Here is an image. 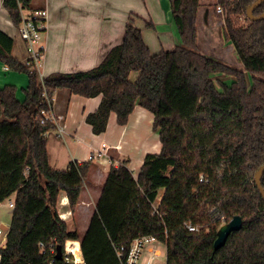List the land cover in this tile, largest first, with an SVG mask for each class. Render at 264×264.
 <instances>
[{"label": "trees", "instance_id": "1", "mask_svg": "<svg viewBox=\"0 0 264 264\" xmlns=\"http://www.w3.org/2000/svg\"><path fill=\"white\" fill-rule=\"evenodd\" d=\"M254 1L213 5L215 12L221 8V33L241 69L198 50L200 0H169L179 36L170 49L153 52L140 27L155 30L153 22L131 12L120 42L97 65L41 79L13 57L14 40L0 30V60L28 77L21 101L15 86L0 87V204L13 202L0 264H48L53 255L40 253L38 242L48 250L66 240L79 241L85 264H120L116 248L146 235L165 245L166 264H264V200L253 181L264 164V18H247L246 7ZM31 2L1 0L14 25L18 4ZM263 11L264 0L253 15ZM131 72L138 74L134 82ZM217 73L233 77L229 85L221 83L223 90L213 80ZM57 89L101 96L85 119L94 134L105 131L111 113L123 126L140 106L153 114L161 143L159 153L144 156L136 176L126 162L108 169L82 236L59 218L56 204L64 192L74 209L91 162L71 161L65 170L49 164L46 137L56 125L48 116ZM236 215L242 227L215 250L219 227ZM186 223L199 230L188 231Z\"/></svg>", "mask_w": 264, "mask_h": 264}, {"label": "crops", "instance_id": "2", "mask_svg": "<svg viewBox=\"0 0 264 264\" xmlns=\"http://www.w3.org/2000/svg\"><path fill=\"white\" fill-rule=\"evenodd\" d=\"M98 1L102 0H32L29 6L44 7L48 12L46 30L40 42L43 47V58L39 67L40 77L52 72L90 69L104 58L113 45L120 42L123 29L116 31L110 23V18L108 16L105 18V13L92 18L88 11L89 8L97 6ZM118 1L122 3V10L127 15L131 12L138 14L134 12L136 10L141 11L136 7L134 0ZM146 1L149 12H141L142 17L147 21H152L155 30L146 28L142 30L145 43L153 52L174 47L179 43V36L172 29L174 24L169 0ZM207 5L208 3L200 0L197 22L198 18H202L209 26L212 24V18ZM218 22L222 27V20ZM159 23L165 26L160 32L157 31ZM0 30L13 38L12 55L19 62L24 63L26 61L24 45L19 41L17 46L19 51L17 50L15 54V38L17 37L1 0ZM2 68L7 70L5 65H2ZM137 75L131 72L129 80L134 82ZM8 76L14 81L12 86L16 88V98L21 101L23 94L20 89L23 90L28 83L26 75L10 73ZM170 86L169 81L166 88L170 90ZM100 100L101 96L86 98L71 95L67 89L55 90L51 115L55 119L56 127L50 130L46 137L48 161L52 168L65 170L71 161L91 162L80 191L79 201L74 209L70 208L64 192L59 194L56 204L57 213H60L63 218L61 220H64L70 227L76 224L77 228H74L80 236L84 234L93 214L94 205L100 196L108 169L112 165L117 166L126 162L128 168L136 176L144 156L147 153H159L161 150L159 134L153 129V114L138 105L134 107L127 124L118 125L116 115L111 113L105 131L94 134L91 125L85 119L89 113L96 110ZM60 129L62 132L59 133ZM144 255L148 256V252L146 251Z\"/></svg>", "mask_w": 264, "mask_h": 264}, {"label": "rangeland", "instance_id": "3", "mask_svg": "<svg viewBox=\"0 0 264 264\" xmlns=\"http://www.w3.org/2000/svg\"><path fill=\"white\" fill-rule=\"evenodd\" d=\"M136 7L140 8V12L139 11H134L136 13H138L139 15L142 16L141 12L146 13L149 12V6L147 4V1H139V0H134ZM203 3H208V8H209V14L210 17L212 18L211 23L209 24V26H207V24H205V22L203 21V19L198 18V22H197V47L198 50L205 54V55H209V56H213L217 59H221L223 61H225L227 64L236 66L237 68H242L241 64L237 61L235 54L233 52L232 46L231 44H227L226 41L224 40L222 33H220L221 31V26L220 23L218 22V20H222V17H219L217 12L213 11V5H214V0H202ZM67 4V3H66ZM146 9V10H145ZM88 11L90 12V14L92 15V18H96V16L100 15L101 13H105V18L106 16H108L110 18V23H112V25L114 26L113 28L117 31V30H124V25L126 22V18H127V14L123 12L122 10V3H120V1L118 0H102V1H98L97 2V6L93 7V8H89ZM129 14V13H128ZM215 14V17H214ZM220 15V14H219ZM159 26L157 27V31L160 32L162 30H164L163 28L165 27L162 23L158 24ZM140 27L142 28V30H144V27L142 24H140ZM172 29L174 31V33L176 32V28L174 25H172ZM115 31V32H116ZM17 37V36H16ZM20 39L17 37L15 38V54H17V52L19 51L17 46L19 43ZM18 50V51H17ZM3 62L0 60V87H4V86H9L13 84V80L11 79L10 76H8L10 73H23L26 75L27 74L25 72H18L15 70H4V68H2ZM247 78H248V83L251 81V75L247 74ZM28 79V77H27ZM233 77H231L230 75L224 74V73H217L214 75L213 80L215 81V85L216 88L218 90H223V84L224 85H229L232 81ZM170 81V78L168 77L165 81V85H167V83ZM221 83H223L221 85ZM21 88V87H20ZM22 94L23 91L22 89H20ZM167 92H165L166 96H165V100H168V89H166ZM24 98V94L22 97V100ZM163 190H159L158 193V197L156 200V203L159 202L160 197L162 196ZM10 199H5L1 204H0V224L2 225H9L10 221H11V211L12 209L8 206ZM227 224V223H226ZM74 227H76L75 225H72ZM77 228V227H76ZM81 232V229L79 230ZM79 233V232H78ZM5 238V236H4ZM3 238V240H4ZM0 242V245L4 244V241ZM157 247L156 250L161 253L160 256H158L157 258L154 259V263L155 264H166V249H165V245L162 243H155Z\"/></svg>", "mask_w": 264, "mask_h": 264}, {"label": "built area", "instance_id": "4", "mask_svg": "<svg viewBox=\"0 0 264 264\" xmlns=\"http://www.w3.org/2000/svg\"><path fill=\"white\" fill-rule=\"evenodd\" d=\"M19 5V23L14 25L11 22V25L15 31V35L20 39L23 43L25 52H26V61L24 62L26 65L32 66L38 74L39 79V67L41 65V61L43 58V47L41 46V37L43 32L46 30V23L48 18V12L44 7H23L21 4ZM217 13H221V8L217 7ZM55 122V119L51 115L48 116ZM62 130H59V133ZM100 156V154L98 155ZM92 157H90L91 159ZM199 181H204L203 176L201 175ZM66 201V198H65ZM8 206L12 208L13 202L9 200ZM60 219H63L61 214L58 213ZM226 224L225 222L222 224ZM185 227L190 232H195L199 230L198 225H193L191 223H186ZM3 230L0 225V239L2 238ZM4 238V237H3ZM3 240V239H2ZM69 242H72L73 245H76L80 256L82 255L80 244L78 240H66L62 246L61 258L57 259L56 257V247L55 249L50 247L48 250L46 245L40 241L37 246L39 248L40 253H48L53 255L50 258L48 264H76V260L78 259L73 252L69 253L65 250L66 246ZM155 243L159 242L155 237L151 235L139 236L134 238L128 246L121 245L116 248L117 257L120 260V264H155L154 259L161 255L155 247ZM148 252V256H145L144 253Z\"/></svg>", "mask_w": 264, "mask_h": 264}, {"label": "water", "instance_id": "5", "mask_svg": "<svg viewBox=\"0 0 264 264\" xmlns=\"http://www.w3.org/2000/svg\"><path fill=\"white\" fill-rule=\"evenodd\" d=\"M262 1L263 0H255L253 3L249 4L246 7V16L248 19H250L252 21H257V20H261L264 18V11L257 16L253 15V10ZM263 174H264V164L259 166V168L254 173L253 181H254V184L257 187L261 197L264 200V190L261 186V177L263 176ZM1 227L3 230V235H2V238L0 239V242L2 241V239L5 236L7 229H8V226H5V225H1ZM241 227H242V220H241V217L239 215L234 216L227 224L220 226L218 229L217 237L213 242L214 249L216 250V249L222 247L225 244L229 234L233 231H238ZM61 253H62V246L57 245L56 246V257H57V259L61 258Z\"/></svg>", "mask_w": 264, "mask_h": 264}, {"label": "clouds", "instance_id": "6", "mask_svg": "<svg viewBox=\"0 0 264 264\" xmlns=\"http://www.w3.org/2000/svg\"><path fill=\"white\" fill-rule=\"evenodd\" d=\"M73 246L74 245L72 244V242H69L68 245L66 246L65 250L67 252L71 253L73 251ZM62 247H65V246H62ZM76 264H85L84 258L82 255L79 257V259L76 260Z\"/></svg>", "mask_w": 264, "mask_h": 264}, {"label": "bare ground", "instance_id": "7", "mask_svg": "<svg viewBox=\"0 0 264 264\" xmlns=\"http://www.w3.org/2000/svg\"><path fill=\"white\" fill-rule=\"evenodd\" d=\"M72 252H73V253L75 254V256L79 259L80 254H79V250H78V248H77L76 245L73 246V251H72Z\"/></svg>", "mask_w": 264, "mask_h": 264}]
</instances>
